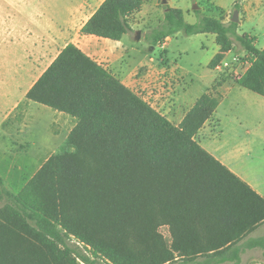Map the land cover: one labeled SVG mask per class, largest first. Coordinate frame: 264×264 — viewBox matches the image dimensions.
Returning a JSON list of instances; mask_svg holds the SVG:
<instances>
[{
	"label": "trees",
	"instance_id": "1",
	"mask_svg": "<svg viewBox=\"0 0 264 264\" xmlns=\"http://www.w3.org/2000/svg\"><path fill=\"white\" fill-rule=\"evenodd\" d=\"M145 0H103L80 33L120 40ZM147 35L153 45L182 30L213 33L220 65L239 45L250 65L238 83L264 96V48L239 33V22L164 4ZM220 95L202 94L175 125L110 69L67 43L26 93V99L63 112L74 125L59 148L18 193L0 176V264H240L264 236V197L195 139ZM169 216L171 242L158 230ZM163 214V213H162ZM28 241L30 249L20 244Z\"/></svg>",
	"mask_w": 264,
	"mask_h": 264
},
{
	"label": "rangeland",
	"instance_id": "2",
	"mask_svg": "<svg viewBox=\"0 0 264 264\" xmlns=\"http://www.w3.org/2000/svg\"><path fill=\"white\" fill-rule=\"evenodd\" d=\"M99 1L0 0V110L7 106L16 93L11 79L17 77L21 85L33 84L67 43L74 39L77 41L82 23L84 24L91 16ZM177 1H179L178 8H184L185 19L188 22L196 21L197 15L194 12L196 9L200 10V14L222 16L225 22L231 20L233 12L238 10L239 23H242L238 31L240 33L252 31L253 34L260 31L264 37L262 32L264 22L259 21V18L264 16V0ZM165 4L170 5L168 0ZM163 5L162 0H145L141 11L132 16L134 31L129 34L127 48L118 63L126 68L122 73V79L127 85L145 97L161 113L178 118L182 115L176 102L178 92L191 86L195 90L202 86L200 77L203 74H213V71H209L208 62L215 52V45H211L200 33L186 34L182 30L172 34L170 39L166 40L168 43L165 46L151 44L147 35L163 19ZM137 30L140 31L139 39H136ZM260 41L259 47L263 40ZM91 43L95 44V42ZM240 48L239 45H234L229 56L223 58L220 65L215 68L219 80L226 78L235 80L239 71L246 67V55ZM111 50L114 48L106 47V51ZM145 57L150 62L151 68L149 64L141 63ZM100 58L106 59V56L102 55ZM180 66L184 72L179 71ZM176 85L179 87L177 90ZM7 89L13 90L12 93L9 92L10 96L8 92V96L6 95ZM210 93L219 96L216 90ZM161 102L173 110L167 111ZM28 108L30 113L27 116L28 120L33 117L35 121L33 147H26L24 144L26 129L21 130L22 124L19 123ZM30 108L34 109L33 112H30ZM14 120H18V124L14 125ZM73 123L74 121L65 114H59L38 104L34 106L26 102L21 104V107L4 122L3 130H0V138L1 135L4 136L2 147L4 154H0V176L7 190L15 194L21 190L47 158L59 148L73 127ZM8 136L9 147L5 143ZM9 148L10 154L6 152ZM8 159L10 163L8 165H14L15 168L5 169V160ZM162 213L160 214L162 224L158 230L165 241L170 243L172 237L168 223L169 216L167 213ZM251 235L264 236V221L257 225ZM71 242L76 244L81 253L97 264H109L104 258L93 256L90 246L77 242L76 239H72ZM20 244H25L24 247L28 249L31 248L28 241H22ZM81 264L87 263L81 262ZM240 264H264L261 249L247 250Z\"/></svg>",
	"mask_w": 264,
	"mask_h": 264
},
{
	"label": "crops",
	"instance_id": "3",
	"mask_svg": "<svg viewBox=\"0 0 264 264\" xmlns=\"http://www.w3.org/2000/svg\"><path fill=\"white\" fill-rule=\"evenodd\" d=\"M102 1L103 0H100L97 3L96 8L101 4ZM168 2L173 7H179L177 4L179 1L177 0H168ZM81 4L82 3H80V5ZM181 9L183 10L184 8ZM130 20L131 26L134 29V25L132 24V17ZM259 21L264 22V16L259 18ZM241 24L242 23H239V25ZM262 32L264 33V28H262ZM130 33L125 34L120 40H112L109 38L80 33V37L77 39V41H79L80 43H78L75 39L72 40V42L79 46L86 54L90 55L92 58L102 63L108 69H110L117 77L121 79L123 83L126 84V82L122 79V73L126 70V68L125 66L118 63V60L123 56L124 51L127 48L126 42L129 38ZM247 33L257 37L255 41V46L257 48H264V37H262L260 31H258V33L256 34H253L252 31H249ZM200 34L204 36L206 41L210 42L211 45H215V52L213 54L214 56L219 51V46L215 41V34ZM167 39L170 38L167 37L162 45H167ZM260 40H263V42L259 47L258 44L261 42ZM91 42H95V44ZM106 47H112L114 48V50L106 51ZM240 49L247 56L246 50L242 48ZM232 51L233 49L227 52L224 58H227ZM102 55H105L106 59H101L100 56ZM141 63L149 64V67L151 68V64L149 61L146 60V57L141 61ZM245 63L246 67L239 71V73L236 75L235 80H232L230 78H226L225 80H219V76L216 73V69L208 67L210 72L213 71V74L207 72L208 74L205 73L200 77L202 81V86L196 88L195 90L194 88H191V86V89L187 88L185 90H182L180 93L178 92L176 96V102L178 104V110L180 113L182 112V115L178 118H175L172 115L171 117L168 115L166 116L167 113L162 114L165 115L175 125H178L182 121L188 110L194 105L196 100L202 94L209 93L214 90L218 91L220 98L216 109L213 115L208 120H206L202 127L198 130L197 134L195 135V139L215 158H217L221 163L227 166L242 180L248 183L258 194L264 197V96L248 88H245L238 83L239 76L242 75L250 65L248 60H246ZM126 67H128V65ZM179 71L184 72L181 66L179 67ZM19 82L20 80L17 77L11 79L12 85H15L16 93L14 95V98L9 100L7 106L0 110L1 131L3 130L4 122L8 118H10V116H12V114H14L16 110L21 107V104L23 102L30 104V106H32V104L33 106L34 104H38L44 108L53 110L50 107L40 104L38 102L27 100L26 93L33 84H24V86L21 85ZM6 84L7 82L4 83V85ZM172 88L170 87V89ZM177 88H179L178 85H176V90ZM7 92L9 95V92L12 93L13 90L9 91L7 89L6 95ZM164 102H161V105L165 107L167 111H172L173 108L170 109L168 105L164 104ZM33 110L34 109L30 108V112H33ZM53 111L59 114H65L56 110ZM29 114L30 113L28 108L25 111L24 117H22L21 122H19L18 120H14L13 124L16 125L18 124V122L22 124L21 130L26 129V139L24 140V144L26 145V147H33L35 143V134L33 132L35 127V121L33 120V117H30V120H28L27 116H29ZM65 115L71 118V116L67 114ZM14 116H16V114ZM13 124L10 125L14 126ZM15 127L17 128V126ZM9 136L8 140L5 142L7 143L8 147L10 146ZM3 142L4 136L1 135L0 154L2 155L4 154V151L2 150V147L4 146ZM6 152L10 154V148L9 151L6 150ZM9 159L5 160V169L15 168L14 165H8L10 164ZM3 160L4 159H2V161ZM26 162L28 164V161Z\"/></svg>",
	"mask_w": 264,
	"mask_h": 264
},
{
	"label": "water",
	"instance_id": "4",
	"mask_svg": "<svg viewBox=\"0 0 264 264\" xmlns=\"http://www.w3.org/2000/svg\"><path fill=\"white\" fill-rule=\"evenodd\" d=\"M162 3H164V4L167 3V0H162ZM194 8H197V6H194ZM231 20L234 21V22H239V19H238V10H235L233 12V15L231 17ZM139 37H140V31L137 30L136 31V39H139Z\"/></svg>",
	"mask_w": 264,
	"mask_h": 264
}]
</instances>
